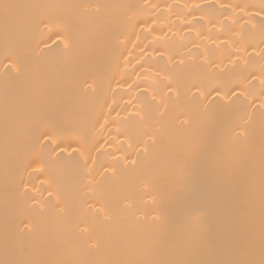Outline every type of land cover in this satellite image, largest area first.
I'll return each instance as SVG.
<instances>
[{"label":"bare ground","instance_id":"6f19581e","mask_svg":"<svg viewBox=\"0 0 264 264\" xmlns=\"http://www.w3.org/2000/svg\"><path fill=\"white\" fill-rule=\"evenodd\" d=\"M0 264H264V0H0Z\"/></svg>","mask_w":264,"mask_h":264},{"label":"snow or ice","instance_id":"6c2138e0","mask_svg":"<svg viewBox=\"0 0 264 264\" xmlns=\"http://www.w3.org/2000/svg\"><path fill=\"white\" fill-rule=\"evenodd\" d=\"M2 7L7 10V9H9L11 7H14V5H10V4L5 3V4L2 5Z\"/></svg>","mask_w":264,"mask_h":264}]
</instances>
